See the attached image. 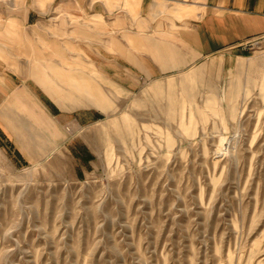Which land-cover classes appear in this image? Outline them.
I'll return each instance as SVG.
<instances>
[{
  "label": "rangeland",
  "instance_id": "rangeland-1",
  "mask_svg": "<svg viewBox=\"0 0 264 264\" xmlns=\"http://www.w3.org/2000/svg\"><path fill=\"white\" fill-rule=\"evenodd\" d=\"M179 4L0 0V264H264V44L190 61ZM76 55L105 111L28 72Z\"/></svg>",
  "mask_w": 264,
  "mask_h": 264
},
{
  "label": "crops",
  "instance_id": "crops-1",
  "mask_svg": "<svg viewBox=\"0 0 264 264\" xmlns=\"http://www.w3.org/2000/svg\"><path fill=\"white\" fill-rule=\"evenodd\" d=\"M113 6L119 0H102ZM154 3L160 0H141ZM170 1L171 0H162ZM140 0H125L127 7H133ZM177 11L183 13L179 19L180 35L188 38L190 61L232 49L241 42L264 35V0H178ZM13 24V23H11ZM176 26V25H175ZM190 40V41H189ZM65 61V67L55 64L35 62L29 71H35L38 85L55 102H67L71 108L76 105H96L105 111L108 100L105 98L100 82H105L92 65H88L80 55ZM29 76V75H28ZM35 79V78H34ZM2 89L1 93L8 92ZM29 93L24 87L17 88L13 102L22 107L30 121L41 131L29 134V144L36 145L43 132L51 127V121L36 104H28ZM15 133L28 130L26 122L18 121ZM19 129V130H18ZM40 141V140H39ZM40 144V143H39Z\"/></svg>",
  "mask_w": 264,
  "mask_h": 264
},
{
  "label": "built area",
  "instance_id": "built-area-1",
  "mask_svg": "<svg viewBox=\"0 0 264 264\" xmlns=\"http://www.w3.org/2000/svg\"><path fill=\"white\" fill-rule=\"evenodd\" d=\"M250 40H249L250 42H246L243 45L248 46V45H250V43H254V44H264V35L258 36V37H255V38H252Z\"/></svg>",
  "mask_w": 264,
  "mask_h": 264
}]
</instances>
